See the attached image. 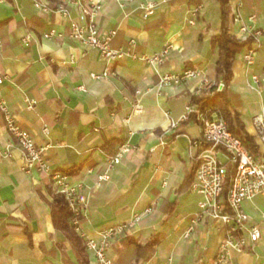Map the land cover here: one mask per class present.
Returning <instances> with one entry per match:
<instances>
[{
	"label": "crops",
	"instance_id": "crops-1",
	"mask_svg": "<svg viewBox=\"0 0 264 264\" xmlns=\"http://www.w3.org/2000/svg\"><path fill=\"white\" fill-rule=\"evenodd\" d=\"M39 1L49 8L47 13L36 10L32 0H0V73L5 78L1 96L35 145L49 144L44 155L52 172L79 169L68 177L70 184L80 186L82 234L94 236L151 206L148 216L110 244L107 256L113 264H212L225 228L202 220L187 238L183 236L197 213L199 197L182 183L194 166L197 148L191 142L198 140L200 126L189 121L169 128V119L179 120L200 82L163 87L159 77L196 68L214 82L217 49L210 40L219 28L217 1L196 5L199 14L189 24L188 11L195 6L187 0H102L96 24L101 31L116 30L113 47L124 46L130 39L136 41L139 53L171 46L165 62L157 67L131 59L104 63L96 50L68 37L69 22L55 13L58 0ZM147 1L157 5L153 16L145 20L140 7ZM239 2L243 19L259 34L236 55L224 90L257 146V158H264V143L252 124L254 116L264 115V81L257 89L249 87L251 75L264 79V0ZM67 9L71 18L79 19L76 6ZM250 16H254L252 22ZM50 28L63 38L42 39ZM236 29L230 14L229 33L235 38ZM26 33L31 39L24 44L21 38ZM248 47L256 51L250 70L242 59ZM70 57L75 58L74 64H69ZM104 70L109 72L106 79L89 78L90 73ZM29 100L34 101L31 109ZM136 103L142 106L139 114L133 113ZM5 125L0 110V264H79L70 243L53 227L51 181L39 172L21 170L22 150ZM106 142L111 147L104 149ZM125 142L132 149L108 169L106 157ZM219 158L225 161L223 155ZM104 172L109 179L99 181ZM241 207L248 216L247 225H260L262 237L247 242L242 252L231 250L227 264H264V226L259 219L264 194ZM153 240L157 243L151 248L137 249ZM86 256L87 264H95L87 252Z\"/></svg>",
	"mask_w": 264,
	"mask_h": 264
},
{
	"label": "built area",
	"instance_id": "built-area-1",
	"mask_svg": "<svg viewBox=\"0 0 264 264\" xmlns=\"http://www.w3.org/2000/svg\"><path fill=\"white\" fill-rule=\"evenodd\" d=\"M59 5L55 9L61 18L69 22L68 37L80 44L85 49H94L98 52L99 58L106 64L121 62L125 59L140 61L147 66L157 67L165 62L170 45L161 50L146 54L136 51V41L128 40L127 44L120 47H113L112 41L116 36V30L101 31L98 29L96 19L102 9V0H58ZM33 7L47 13L49 8L39 0H32ZM68 5L76 6L79 12V19L71 18L67 9ZM156 3L147 1L141 5L143 18L147 20L153 16ZM200 6H195L188 11L190 18L189 24H193L199 14ZM230 14L232 23L237 26L236 39L242 43H247L251 39H256L259 34L242 17L241 5L239 0L231 2ZM254 16H250L248 21L252 22ZM44 40L62 39L63 34L57 32L54 28L46 30L42 36ZM30 33L22 36L21 41L24 44L29 43ZM2 41L0 38V50ZM256 51L248 47L243 54V62L246 70H250L254 64ZM75 58L70 57L69 64L75 63ZM109 76V72L104 70L102 73H90L92 80H104ZM4 76L0 73V110L6 121V130L14 139L15 144L22 150V167L25 174L33 171L39 172L51 181L55 192L64 195L69 202L74 215L73 225L78 235L84 239V246L95 264H113L107 256L110 244L117 237H121L135 228L143 218L152 212V207L148 206L140 213L133 214L127 221L108 226L97 232L94 236L85 237L79 227L78 217L83 208V200L77 197L80 186L70 184L69 177L64 172H52L45 158V152L49 144L36 146L30 133L19 126L14 117L7 108L2 96L1 86L4 82ZM250 88L258 87V84L264 81L256 75H251ZM189 80H197L200 87L194 89V94L201 93V87L205 90L213 88L211 94L224 91L225 86L219 82L214 84L210 82L202 72L196 68H186L177 73L160 75L159 84L163 87H178ZM259 88V87H258ZM82 89V87H81ZM257 89V88H256ZM34 101L27 102V108L31 109ZM142 106L138 103L133 108L134 114H139ZM168 118V115L165 114ZM194 116L200 126V136L198 140L192 141L191 145L197 148L195 156L194 176L189 184L190 192L199 197L197 202V213L189 222L184 231V238H187L194 230V226L202 220H208L214 226L225 228V239L219 244L217 253L212 264H227L229 252L231 250L242 252L247 242L255 243L262 237L260 225H247L248 216L242 210V203L251 200L256 196L264 194V158H254L242 145L241 141L235 138L227 129L226 123L219 115L218 111H211L209 108L200 109L196 105L188 104L185 111L177 121L169 119V128L175 129L179 123L188 120ZM252 124L256 137L261 143H264V115L258 114L253 117ZM47 134L48 129L43 128ZM131 145L127 142L122 143L113 155L107 156L105 164L108 169L120 163L123 157L130 152ZM225 157V161L219 158V155ZM227 163L233 168L231 186L227 194V209L221 207L220 198L223 192V182L226 175ZM99 181L109 179L107 172L100 174ZM260 224L264 226V211L259 215Z\"/></svg>",
	"mask_w": 264,
	"mask_h": 264
},
{
	"label": "trees",
	"instance_id": "trees-1",
	"mask_svg": "<svg viewBox=\"0 0 264 264\" xmlns=\"http://www.w3.org/2000/svg\"><path fill=\"white\" fill-rule=\"evenodd\" d=\"M203 0H187V2L193 6L199 5ZM219 6V28L217 33L211 38V46L217 49V59L215 62V78L214 84L223 83L227 86L232 78V64L235 60L236 55L246 46L247 43H242L237 40L234 36L229 33V19H230V0H216ZM214 91L213 88L210 90H203L200 94L192 96L189 104L196 105L200 109L209 108L211 111H218L219 115L223 118L226 123L228 131L237 139H239L244 148L254 157L257 158L258 151L257 146L251 136L245 131V126L239 113L231 105L227 94L224 91L219 93L211 94ZM189 121L198 123L195 117L192 115L185 124ZM104 149L111 147V142L104 144ZM113 155V154H111ZM227 172L223 182V192L220 198L221 207L224 210L227 209L226 198L228 191L231 186V178L233 176V168L227 163ZM79 169H73L70 173L64 172L67 175H73ZM195 165L192 170L185 176L182 186H188L194 176ZM49 193L51 195V201L49 202L50 214L52 218V224L56 231L63 234L66 241H68L77 257L79 264H87V256L84 247V240L75 232V226L73 225L74 215L71 210L69 202L65 199L64 195L51 191L50 185ZM80 217V216H79ZM78 217V219H80ZM157 241L153 240L149 244L140 247L151 248Z\"/></svg>",
	"mask_w": 264,
	"mask_h": 264
},
{
	"label": "rangeland",
	"instance_id": "rangeland-1",
	"mask_svg": "<svg viewBox=\"0 0 264 264\" xmlns=\"http://www.w3.org/2000/svg\"><path fill=\"white\" fill-rule=\"evenodd\" d=\"M76 232V231H75ZM77 233V232H76ZM78 234V233H77ZM85 247V246H84ZM85 251H86V249H85ZM87 252V251H86Z\"/></svg>",
	"mask_w": 264,
	"mask_h": 264
}]
</instances>
